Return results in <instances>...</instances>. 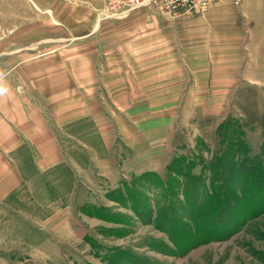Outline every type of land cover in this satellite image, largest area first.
Returning a JSON list of instances; mask_svg holds the SVG:
<instances>
[{
  "label": "rangeland",
  "instance_id": "374dc122",
  "mask_svg": "<svg viewBox=\"0 0 264 264\" xmlns=\"http://www.w3.org/2000/svg\"><path fill=\"white\" fill-rule=\"evenodd\" d=\"M109 1V34L140 35L147 12L192 19L216 0ZM249 75L260 83L208 93L213 108L192 84L177 109L112 111L114 148L91 161L73 150L85 171L55 172L51 205L11 223L0 264H264V62Z\"/></svg>",
  "mask_w": 264,
  "mask_h": 264
},
{
  "label": "crops",
  "instance_id": "0c3cea01",
  "mask_svg": "<svg viewBox=\"0 0 264 264\" xmlns=\"http://www.w3.org/2000/svg\"><path fill=\"white\" fill-rule=\"evenodd\" d=\"M103 4L0 0V72L9 88L0 100V238L12 237V222L32 221L31 206L51 205L55 172L85 171L73 150L90 161L111 152L112 111L177 109L192 84L193 102L213 108L208 93L231 94L240 77L260 83L249 74L264 62V0H216L174 22L147 12L140 35L132 25L109 34L116 29L100 22Z\"/></svg>",
  "mask_w": 264,
  "mask_h": 264
},
{
  "label": "clouds",
  "instance_id": "9594fccd",
  "mask_svg": "<svg viewBox=\"0 0 264 264\" xmlns=\"http://www.w3.org/2000/svg\"><path fill=\"white\" fill-rule=\"evenodd\" d=\"M4 75L0 72V100H3L9 94V88L3 83Z\"/></svg>",
  "mask_w": 264,
  "mask_h": 264
},
{
  "label": "built area",
  "instance_id": "2783aa9c",
  "mask_svg": "<svg viewBox=\"0 0 264 264\" xmlns=\"http://www.w3.org/2000/svg\"><path fill=\"white\" fill-rule=\"evenodd\" d=\"M110 1H113V0H110ZM109 1V4L107 5V7L105 9H108L109 5L111 4L112 5V2ZM237 3H241L243 0H235Z\"/></svg>",
  "mask_w": 264,
  "mask_h": 264
}]
</instances>
